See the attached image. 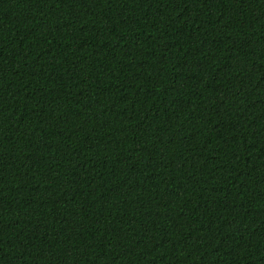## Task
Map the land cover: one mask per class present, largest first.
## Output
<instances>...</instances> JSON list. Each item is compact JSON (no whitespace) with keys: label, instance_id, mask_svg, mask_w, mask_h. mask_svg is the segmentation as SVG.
<instances>
[{"label":"trees","instance_id":"obj_1","mask_svg":"<svg viewBox=\"0 0 264 264\" xmlns=\"http://www.w3.org/2000/svg\"><path fill=\"white\" fill-rule=\"evenodd\" d=\"M0 264H264V0H0Z\"/></svg>","mask_w":264,"mask_h":264}]
</instances>
